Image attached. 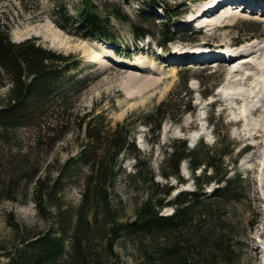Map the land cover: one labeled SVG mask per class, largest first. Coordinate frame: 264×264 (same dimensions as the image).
Listing matches in <instances>:
<instances>
[{
  "label": "rangeland",
  "instance_id": "374dc122",
  "mask_svg": "<svg viewBox=\"0 0 264 264\" xmlns=\"http://www.w3.org/2000/svg\"><path fill=\"white\" fill-rule=\"evenodd\" d=\"M81 1L0 0V22L8 27L14 42L36 38L45 48L77 57L78 66L65 75L62 83L71 112L60 116L61 121H71L74 116L93 109L95 114L104 115L109 128L124 120L129 125L137 124L134 137L141 163L137 170L130 156L122 160L123 172L115 180L109 199L114 218L120 222L131 220L147 193H160V187L157 189L142 181L148 178L146 161H149L154 181L166 183L160 175V165L165 152L177 141H185L190 148L200 142L213 146L218 132L220 138L227 136L234 144L232 157L242 148L248 149L242 158L257 149L264 154V12L260 15L230 7L227 11L223 7L214 14L232 12L228 13L227 20L204 28H200V22L201 25H191L188 32L184 31V26L190 23L188 18L215 0H88L94 13L107 18L109 33L121 43L114 52L131 61L143 62V66L136 69L110 65L106 55L97 59L99 62L92 60L97 54L96 47L105 43L85 37L73 28V23L77 25L74 11L81 8ZM151 2L158 5V10L149 9ZM161 4L168 13L177 16L178 22L171 25V30L179 36L166 44L165 50L155 52L154 48H158L157 43L162 39L156 32L165 21ZM135 31L152 34L138 43L134 40ZM85 42L94 44L91 53L83 49ZM250 44H256L258 51L236 59L233 64L196 65L188 61L187 65L171 68L159 58L161 54L200 55L211 49L239 48L240 53ZM161 65L162 71L158 68ZM169 68L174 72L165 70ZM230 69L234 70L229 72ZM242 73L245 75L241 76ZM8 86L7 83L0 87V99L6 95ZM169 96L175 105L189 101L190 110L180 115L175 112L173 120L164 121L160 130L153 133L141 121ZM258 106L259 110H252ZM175 108L180 110L181 107ZM41 123V132L36 127H22L9 133V141L0 139V264H21L20 258L24 252H29L27 242L52 228L57 231L56 223L63 227L67 237L71 236L75 210L81 200L79 182L63 180L59 185L61 192L52 202L59 203L62 211L56 220L58 212L54 205L45 207L34 197L37 179L34 170L38 172L39 168L38 176L49 172L52 181L66 159L78 153L83 135L47 130L54 128L55 120H46V126ZM228 161L229 158H222V162L229 164ZM179 168L184 183L169 178L167 182L173 190L165 201L173 202L176 195L194 190L187 163L182 161ZM84 171L81 170V175ZM234 171L248 173L250 181L240 185L237 200L213 208L212 215L201 222L197 215L203 208L198 206L200 212L193 215L194 221L171 231L166 242L160 241V237L154 240L146 236L124 238L113 246V255H110L106 248L107 228L103 229L100 224L93 227L85 240L90 263L264 264V186L261 181V188L256 186L255 168L231 167L230 174ZM137 172L141 181L132 177ZM261 177L263 175L258 178L261 180ZM211 189L212 186L205 190L207 197ZM191 205L194 204L188 207ZM172 212L173 206L169 204L160 214L170 216ZM68 240L66 238L56 259L43 264H69ZM171 245H176L175 250L180 254L175 260L164 261L160 250Z\"/></svg>",
  "mask_w": 264,
  "mask_h": 264
},
{
  "label": "trees",
  "instance_id": "16d2710c",
  "mask_svg": "<svg viewBox=\"0 0 264 264\" xmlns=\"http://www.w3.org/2000/svg\"><path fill=\"white\" fill-rule=\"evenodd\" d=\"M164 14L169 21L175 22L174 15L168 12ZM74 15L78 25L73 27L84 36H96L117 44L108 31L107 19L94 13L88 0L81 1V8L76 10ZM167 28V24H162L158 29L164 38L159 43L161 46L173 39L174 34ZM143 33H136V36L139 34L142 36ZM78 62V59L71 54L64 55L45 48L36 38L20 42L12 41L8 27L0 22V87H4L7 83L9 85L6 95L0 99L1 141H9V133L22 127H36L38 132H41V122L45 123L44 126L49 123H46V120H55L54 128L47 129L49 131L75 132L76 135L79 133L83 135L78 153L66 159L52 181L49 172L38 176L39 168H37L38 172L34 170V174L35 172L37 174L34 197L45 207L54 205V209L58 212L55 216L56 220L62 211L59 203L52 202L61 192L59 185L63 180L76 184L79 182L81 200L75 210L71 236L67 237L63 227L56 223L55 226L59 227L57 231L52 228L50 232L40 237L34 236L27 242L29 252L27 254L24 252L19 263L43 264L56 259L68 238L70 248L68 263L91 264L85 240L93 231V227L99 224L103 229L107 228L106 248L110 255H113V246L121 239L146 236L152 240L154 237H160V241L166 242L171 231L182 224L194 221L193 215L200 212L198 206L203 208V212L197 215L198 222H201L212 215L213 208L237 200L236 196L241 194V186L250 183L249 174L234 171L229 176L231 170L229 168L235 167L237 158L243 150H238L236 156L232 157L234 144L229 142L227 136L223 135L220 138L217 132L216 143L213 146L200 142L193 149H189L184 141H177V144L171 145L170 152L165 153L160 165V175L166 181L164 184L154 181L147 160L148 178L146 177V180L142 178V181L157 189L160 187V193L158 195L147 193L131 220L120 222L117 217L114 218L109 199L115 180L123 172L122 160L125 156H130L134 159L137 170L141 163L139 150L134 141L137 124L129 125L127 120H124L109 128L105 123L104 115L95 114L93 109L81 116H74L71 121L60 120V116L67 111L71 112L67 106V94L63 92L62 83L65 75L76 68ZM171 101L172 96L165 98L156 106L152 114L144 116L145 120L141 121L153 133L159 130L162 121L173 120L175 112L179 115L189 108V103L175 105ZM175 107L182 109L177 110ZM223 145H225L224 149L219 151ZM223 157L229 158V164L222 162ZM182 161L188 165L194 190L188 194H178L173 202L165 201L173 190L167 182L169 178L173 177L179 183H184L179 171ZM83 169L85 171L81 175ZM198 171L200 172L197 173ZM139 175L140 172H137L132 177L139 180ZM210 186L212 189L207 197L205 190ZM190 203L194 205L188 207ZM169 204L173 206L172 214L161 215L160 211ZM175 248L176 245L164 247L160 250L161 258L164 261L176 259V255L180 253L176 252ZM187 251L186 248L185 254Z\"/></svg>",
  "mask_w": 264,
  "mask_h": 264
},
{
  "label": "bare ground",
  "instance_id": "6f19581e",
  "mask_svg": "<svg viewBox=\"0 0 264 264\" xmlns=\"http://www.w3.org/2000/svg\"><path fill=\"white\" fill-rule=\"evenodd\" d=\"M223 0H215L216 4L215 6H213L212 9L214 8H219V5H222V2ZM233 7V6H232ZM232 7H230V9H232ZM223 8V7H221ZM219 8V9H221ZM219 9L217 11H219ZM228 13H232V12H225V13H220V14H214L212 13L211 15H209V17H207L206 20L202 21V25L201 27L204 28V27H209V26H212V25H216V24H219L220 22H224L225 20H227V17H228ZM201 17L202 15L200 16H194L192 17V21H196V20H201ZM211 18V19H210ZM210 19V20H209ZM94 47V44L92 43H88V42H85L84 43V46H83V49L85 51H89L91 53V48ZM258 46L256 44H250L248 46H246L242 51H240V53H230V54H227V57L228 58H236V59H239L240 57H244V56H250L252 55L253 53H256L258 51ZM97 49V54H95V56L93 55L92 56V60H97V59H101V57H108V59H111L112 58V54H109V50L106 49L105 45H99L96 47ZM176 56V55H174ZM182 56V55H180ZM199 56V55H197ZM111 57V58H110ZM209 57H213V56H209ZM123 58V59H126L125 57H119L118 60H114L113 58L111 59L112 61H114L115 63L118 62V63H125V61H121L120 59ZM184 57L182 58H174L175 61H182ZM173 58H170V60H172ZM198 59V58H196ZM194 59V60H196ZM204 59V58H203ZM235 59V60H236ZM99 60H97L99 62ZM131 61V60H130ZM231 64H233V62H231ZM129 67L131 68H140L143 66V62L139 59V60H134V61H131V63H129ZM164 67V66H163ZM160 69V71H162V65L158 67ZM167 70V72H174L173 69L169 68V69H165ZM234 70V69H233ZM233 70H229L230 71H233ZM238 70H236L235 72H237ZM234 73V72H233ZM242 75H245L244 73L241 74ZM260 107H253L252 110L253 111H257L259 110ZM262 143L264 144V140L262 141ZM258 150V149H257ZM257 150H254L252 152H250L249 154L245 155L241 160H240V166H246V167H249V168H255L258 175H263L264 176V154L261 155L259 153V151ZM260 150V149H259ZM264 152V151H263ZM260 157V158H258ZM259 181H261L259 179ZM260 184V183H259ZM263 248V246H261Z\"/></svg>",
  "mask_w": 264,
  "mask_h": 264
}]
</instances>
